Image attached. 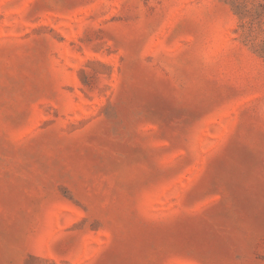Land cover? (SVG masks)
Returning <instances> with one entry per match:
<instances>
[{"label": "rangeland", "instance_id": "rangeland-1", "mask_svg": "<svg viewBox=\"0 0 264 264\" xmlns=\"http://www.w3.org/2000/svg\"><path fill=\"white\" fill-rule=\"evenodd\" d=\"M0 264H264V0H0Z\"/></svg>", "mask_w": 264, "mask_h": 264}]
</instances>
